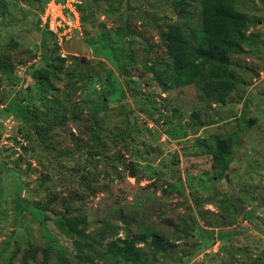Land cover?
Listing matches in <instances>:
<instances>
[{
  "label": "rangeland",
  "instance_id": "1",
  "mask_svg": "<svg viewBox=\"0 0 264 264\" xmlns=\"http://www.w3.org/2000/svg\"><path fill=\"white\" fill-rule=\"evenodd\" d=\"M50 1L0 0V61L13 65L0 74V264H124L102 254L127 238L139 264H264V0H236L249 28L222 105L202 99L189 67L168 69L162 35L184 22L179 0H73L80 22L61 37L40 21ZM49 66L56 95L36 80ZM95 137L92 162L72 159ZM215 138L232 145L225 172ZM62 212L86 221L95 256L60 231Z\"/></svg>",
  "mask_w": 264,
  "mask_h": 264
},
{
  "label": "trees",
  "instance_id": "2",
  "mask_svg": "<svg viewBox=\"0 0 264 264\" xmlns=\"http://www.w3.org/2000/svg\"><path fill=\"white\" fill-rule=\"evenodd\" d=\"M195 3H198V5L194 6ZM178 5L184 8L186 12L182 16L184 19L183 24L168 26V31L162 35L163 43L167 46L172 61L168 69L179 70L189 67L193 76L197 79L196 82L202 99L211 101L214 104H225L226 99L234 91L238 79L235 71L231 68L234 64L231 62L230 57L243 53L249 19L246 14L236 9V0H179ZM83 47L86 51L87 47ZM10 48L12 50L16 49V45L13 44ZM51 68L52 66H49L46 73L37 72L36 80L38 85L45 88L43 90L47 94L56 95L57 90L48 73ZM12 69L13 65L7 57L4 58L3 62L0 61V74L11 76L13 75ZM87 77L82 73L81 81L86 83ZM74 95L68 96L67 102L70 106L74 103ZM76 107L77 104L70 111L74 112ZM56 108H60V110L57 112ZM51 109L54 112L52 119L60 121L66 119L67 107L65 102L59 100L53 104ZM90 121L96 122V117L89 118V123L92 124ZM238 130L240 129H237V132ZM100 142L99 137L93 138L91 146L77 150V158L72 159H83L92 162L91 160L95 156L93 150ZM213 142L214 145L209 148V152L215 164L220 167L221 172H225L231 163L232 145L218 138H215ZM60 163L61 167H65L58 160L57 164ZM80 179L88 183L86 176L82 175ZM87 186L90 185L87 184ZM33 211L40 219H50L47 216L46 209L37 206ZM58 215L60 217L56 218L55 222L60 231L67 236L77 238L78 248L81 252L90 253L91 258L95 256L93 253L97 252V249L94 244L100 245L101 242H94L89 236H86V221L79 217L69 218L65 212ZM138 227L143 234V238L150 237L154 248L159 252H164L163 239L157 231L142 227L140 224H138ZM107 234L103 235L101 241L109 238ZM31 258H33L32 255H27L24 264H28V260ZM110 258L118 259V262L121 261L124 264H139L141 255L136 248V240L116 239L108 243L102 254V259ZM46 262L47 257L45 258Z\"/></svg>",
  "mask_w": 264,
  "mask_h": 264
},
{
  "label": "built area",
  "instance_id": "3",
  "mask_svg": "<svg viewBox=\"0 0 264 264\" xmlns=\"http://www.w3.org/2000/svg\"><path fill=\"white\" fill-rule=\"evenodd\" d=\"M66 3H60L57 0H51L48 2L47 6L40 17V21L47 26V29L51 31L55 36L61 37L60 31L62 27H70L71 24L67 20L71 21V16L76 19V25L80 22V15L76 11L75 7L72 6L73 0H67ZM72 22V21H71ZM62 35H66L67 30H63Z\"/></svg>",
  "mask_w": 264,
  "mask_h": 264
},
{
  "label": "water",
  "instance_id": "4",
  "mask_svg": "<svg viewBox=\"0 0 264 264\" xmlns=\"http://www.w3.org/2000/svg\"><path fill=\"white\" fill-rule=\"evenodd\" d=\"M0 140H1V137H0ZM231 201L235 205V207L237 208L239 214L242 215V213L245 211V208L243 207L242 203L239 200H237L235 195L232 196Z\"/></svg>",
  "mask_w": 264,
  "mask_h": 264
}]
</instances>
